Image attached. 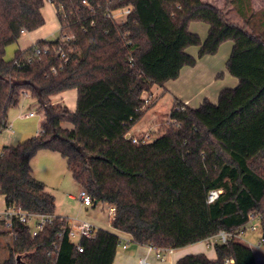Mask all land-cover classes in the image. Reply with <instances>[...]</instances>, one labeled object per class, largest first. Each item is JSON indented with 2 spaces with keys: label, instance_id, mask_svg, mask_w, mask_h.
<instances>
[{
  "label": "trees",
  "instance_id": "1",
  "mask_svg": "<svg viewBox=\"0 0 264 264\" xmlns=\"http://www.w3.org/2000/svg\"><path fill=\"white\" fill-rule=\"evenodd\" d=\"M45 1L0 0V132L26 94L44 113L37 135L2 149L0 194L6 206L54 220L33 236L16 219L6 231L16 237L0 264L114 263L118 234L98 229L75 243L69 220L55 216L56 197L31 165L42 149L66 159L95 205L115 208L112 227L134 243L178 249L221 230L243 233L258 217L264 244V34L204 0H51L59 37L7 59L9 45L45 24ZM129 7L134 10L118 21L114 12ZM192 22L209 25L205 39L189 30ZM227 41L233 42L227 70L239 83L198 107L175 99L159 136L133 142L128 133L148 110L144 92L178 78L184 66L216 54ZM192 46L199 47L197 56L187 51ZM71 89L77 90L74 111L53 103L54 95ZM213 189L222 193L209 203ZM214 248L216 259L190 253L176 264H258L242 241Z\"/></svg>",
  "mask_w": 264,
  "mask_h": 264
},
{
  "label": "crops",
  "instance_id": "2",
  "mask_svg": "<svg viewBox=\"0 0 264 264\" xmlns=\"http://www.w3.org/2000/svg\"><path fill=\"white\" fill-rule=\"evenodd\" d=\"M204 1L211 3V1L209 0H204ZM48 2L50 3L45 2L42 8V13L45 18V23L47 22V15L51 16L53 14L51 6H53L54 13L56 14L57 17L55 5L51 2V0H48ZM44 25L45 24H43L42 26ZM41 27L33 31L24 32L19 38V40L16 42L17 44L19 43L18 45L20 47L21 45H23L21 48L18 49L25 50L33 46L36 42H38L39 41L38 39L40 38L35 37L34 32H36ZM60 28L61 27L59 22V32H60ZM189 30L191 32L199 34L202 39H205L209 31V25L208 24L205 25L202 22L201 23L192 22L189 25ZM192 47H189L187 51L197 56L199 47H195V48ZM232 47H233V42L227 41L221 45L219 51L216 54L207 55L198 58V61L194 66H184L181 69L178 78L169 80L164 85H160L162 86V88H164L163 93L166 91H170L174 95V100L177 99L179 102L186 103L191 107H198L202 103V101L206 98H208L213 102H217L219 98V94L223 89L235 87L239 83V79L231 75L227 70V66H226L227 60L229 59V56L232 51ZM219 77H222V80H218ZM154 86L150 90L152 94L154 93ZM26 96L29 97L30 95L26 94ZM54 98H57L55 102L53 100ZM52 100L54 104L61 103L63 105H66L70 110L74 111L77 107V90L71 89L63 93L54 95L52 97ZM31 112L33 111L27 112L25 110H22L21 108L18 109L15 107L11 108L8 113V125L0 132V142L6 145L7 144L16 145L19 142H22L32 136L37 135L40 131L39 128L38 130H36L34 123V118L37 116V113L32 116L30 115ZM40 125H41V121H40ZM69 127H72V125ZM148 132L149 130L138 134L133 133L130 135V137H135L140 134L142 136L144 134H147ZM60 160H62L63 163L66 162V159L63 158L58 152L42 149L33 157V159L31 160V165L33 168L34 177L44 182L47 190L56 197L57 208H56L55 216L67 218L70 222L71 220L74 221L75 219H80V217H78V215L77 216L68 215L65 212L61 211V209L59 208L57 196L54 194V191L52 190V189L58 190L59 189L58 186H60L62 183L61 175L64 169ZM72 181L74 182L75 188L77 187V189L80 191L78 195L69 193L67 194V197L64 198H66L67 201L68 200L80 201L81 207H85L86 205L81 203L79 197L82 187L74 180V178L72 179ZM1 196L5 202L2 208L5 209L6 208L5 196L3 195ZM63 196H66V194H63ZM97 205L93 204L94 207ZM82 220H87V219H82ZM93 224L96 225L95 223ZM96 226L99 229H102L98 225ZM115 231L116 233H118V235L121 234L120 231L118 230ZM151 248L153 247L150 245H140L134 242L129 244L126 248L119 246L113 264H140V259L143 257L147 258L149 264H176L178 259H180L186 254H189V252H187L188 246H185L182 248L174 249L171 254H168L165 257V259L159 260L155 257L154 250ZM198 253H205V252H198ZM254 254L256 256V259L258 260V257L255 252Z\"/></svg>",
  "mask_w": 264,
  "mask_h": 264
},
{
  "label": "rangeland",
  "instance_id": "3",
  "mask_svg": "<svg viewBox=\"0 0 264 264\" xmlns=\"http://www.w3.org/2000/svg\"><path fill=\"white\" fill-rule=\"evenodd\" d=\"M211 3L219 8H223L226 16L235 22H239L241 24H245L249 30H254L258 33L264 34V0H209ZM46 3L48 0L45 1ZM228 2V4H227ZM53 14L51 16L47 15V22L44 26L34 32L35 37L40 38L38 40H48L54 41L59 35V22L54 13V8L51 6ZM124 8L119 9L114 12L118 21H121L125 18ZM46 11V10H45ZM201 23V22H197ZM203 24H207L202 22ZM19 44V43H18ZM17 43H13L9 45L6 49V58L12 59L15 56V52L18 48L21 47ZM193 46L192 48H195ZM191 49V48H190ZM218 80H222V77H219ZM164 88L160 85L154 86V93L152 94L150 91L144 92L143 97L149 101L145 103L144 109H148L145 116L133 126L131 131L128 133V136L131 134H138L142 132H146L149 130L148 141H152L159 136V127L164 126L166 122H169V114L173 105L174 95L170 91L164 92ZM30 95V94H29ZM153 95V96H152ZM31 96V95H30ZM28 97L24 95L20 104L15 108H21L27 112L33 111L37 116L34 118V123L36 130L38 128L41 130L42 122L44 119L43 111L39 110L38 102L32 97ZM154 97V98H153ZM54 102L57 98L53 99ZM150 107V108H149ZM41 121V125H40ZM64 126H71L69 123H65ZM137 138L143 137V135L135 136ZM20 143V142H19ZM18 144V143H17ZM16 144V145H17ZM4 146H15L10 144H3L0 142V153ZM64 171L62 172L61 179L62 183L58 186V190L52 189L54 194L57 196L59 208L61 211L65 212L68 215H74L80 217V219H87L91 222L95 223L102 229L111 231L116 233L115 229L111 225L112 215L110 213V205L104 202L98 203L97 206L89 205L85 207H81L80 201H67V194L73 193L77 194L80 190L75 188L74 182L72 181V173L67 166V162L60 160ZM79 186V185H78ZM82 191V188H81ZM66 194V196H63ZM5 202L0 195V212L3 211L2 206H4ZM2 208V209H1ZM73 220L70 222L72 223ZM257 225V229H252V225ZM118 234V233H116ZM261 228L259 221L252 220L247 225L246 230L242 233V242H245L250 247L253 248L254 252L258 257V264H264V245L260 248L258 247V241L260 239ZM12 241V235L7 233L4 226L0 224V262H2L6 256L8 255V246ZM77 241V240H75ZM218 242L217 237L211 240L200 241L191 245H188V251L190 253H198L205 252L207 255L214 259L216 258V251L214 248V243Z\"/></svg>",
  "mask_w": 264,
  "mask_h": 264
},
{
  "label": "built area",
  "instance_id": "4",
  "mask_svg": "<svg viewBox=\"0 0 264 264\" xmlns=\"http://www.w3.org/2000/svg\"><path fill=\"white\" fill-rule=\"evenodd\" d=\"M85 3H87V1H84ZM134 8L133 7H129L126 8L124 10L125 16L127 13L133 11ZM41 52L40 49L37 50V53L39 54ZM58 53L61 56H65V53L63 52V49L59 48ZM29 61H31V58L29 59ZM54 71H56V69H54ZM149 101L146 100L145 103H148ZM182 109H184V106H181ZM34 112H31L30 115H34ZM149 137V134H144L142 138L143 141H146ZM141 138H137V137H133L132 141L135 143H138ZM222 193V189H213L210 191L209 195H208V202L211 203L213 201H215L216 199L219 198L220 194ZM81 203L89 206V205H93L94 204V199L93 197L85 190L82 189V191L79 194ZM110 213L113 216L115 213V208L111 206L110 208ZM0 218L2 220H4V228L6 231H10L13 226H14V222L16 219H18L19 221L28 224L31 227V233L33 236H37L39 233H41L44 229V227L48 224V223H53L54 220V216L52 215H37V214H33L30 213L28 211H24L14 205L11 206H6L5 209H3V211L0 212ZM256 220L259 221L258 217H255ZM255 218H253L252 220H255ZM251 220V221H252ZM250 221V222H251ZM71 225L70 228V232H69V236L70 238L77 243L78 240L82 237H86V238H94L97 235V231H98V227L96 225H94L92 222L88 221V220H82V219H75L74 221L69 222ZM252 229L256 230L257 229V225L253 224ZM12 235L13 238L16 237L15 233H10ZM62 233H59V235H61ZM217 237L218 242L220 243H225L227 242L229 239H236L241 241L240 239H242V233H232V232H227L225 230H221L219 231L215 236L211 237L208 240H211L213 238ZM77 240V241H75ZM133 242L132 238L125 234V233H121L119 235V246L126 248L129 244H131ZM262 245L261 239H259L258 241V247L260 248ZM78 249L80 251H83V248L81 247V245H78ZM154 250V254L155 257L159 260H163L165 259V257L168 254H171L173 252V248H157V247H153L151 248ZM229 262H233V260H229L227 259L225 261V264H228ZM140 264H149L148 260L146 257H143L140 259Z\"/></svg>",
  "mask_w": 264,
  "mask_h": 264
}]
</instances>
